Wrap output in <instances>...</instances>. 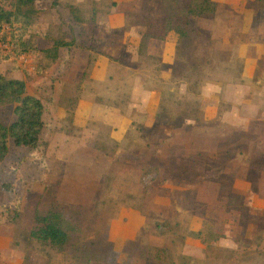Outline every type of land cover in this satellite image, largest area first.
<instances>
[{
    "label": "rangeland",
    "instance_id": "374dc122",
    "mask_svg": "<svg viewBox=\"0 0 264 264\" xmlns=\"http://www.w3.org/2000/svg\"><path fill=\"white\" fill-rule=\"evenodd\" d=\"M53 1L35 2V7L40 8L39 13L24 36L21 31L16 30L15 33L6 24L1 26L0 71L8 79L22 77L25 83L34 82L54 65L38 50L26 52L27 61L23 62L15 48L8 51L2 47L3 43L13 41L16 36L24 37L33 46L37 36L42 35V29L65 22L66 9L73 7L69 3L73 0H55L56 4L51 6ZM190 1L133 0L137 10L133 13L126 11L128 23L140 21L153 25L149 28L150 36L161 33L158 25L164 23L169 24L167 28L171 24V27L180 25L185 30V35L179 39L170 77L156 82L162 92L161 111L155 120L158 123L144 128L145 137L153 134L175 137L173 143L161 144L162 151L158 155L162 159L155 153L160 145L152 143H128L123 147L127 152L122 153L120 145L103 141L102 135L93 143L80 138L77 141L80 131L75 130L74 133L72 129L70 131L74 136L63 141L61 132L54 125L49 102L58 96L63 97L62 92L66 90L58 87L57 95L53 86L45 85L40 97L45 107L46 126L38 146L34 149L15 147L9 141V154L0 162V243L4 244L5 236H12V248L0 251L3 261L0 264H204L201 245L207 247L203 252L215 259L211 260L213 264H264V203L259 201L260 207L253 211L244 205L239 208L242 212L239 236L242 238L236 240L250 248L253 255L247 249L245 254L223 255V248L230 246L224 244L225 240H220L225 228L218 219L219 202L244 200L245 192L235 193L228 189L227 185L233 178L232 170L229 174L219 173L220 168L232 166L233 162L228 157L210 160V174L202 173L205 162L207 164L209 160L201 156L186 157V136L201 133L202 128L188 134L185 128L176 126L185 115L194 116L201 122L199 92L202 85L232 82L240 77L245 64L238 52L242 49V55H253L256 51V48L245 46L243 49L240 45L250 40L264 44V0H213L218 11L216 16L190 17L187 21L184 11ZM7 2L0 0V6L6 8ZM97 6L103 14L100 15L103 21L104 13L111 7V0H102ZM243 25H246V30H242ZM38 43L44 45L41 40ZM141 55L144 57L136 64L137 68L144 70L149 63L151 68L158 70L160 65L156 59L144 53ZM255 67L252 82L256 80L257 85L241 76V89L235 92V99L240 104L264 103V58ZM165 68L161 66V69ZM54 81L56 83L57 79H52ZM185 84L186 92L182 86ZM34 90L35 87L31 86L29 93H34ZM12 109L13 105L0 106V119L6 125L14 119ZM249 113L243 111L244 115ZM245 118L241 128L236 127V136L241 138L237 145L246 154L259 152L256 132L260 130L264 137V128ZM66 121L65 124H69ZM159 123L162 126H158ZM170 123L173 126H165ZM91 130L105 134L104 130L95 127ZM226 132L234 135L233 128L227 127ZM233 147V143L227 144V154L232 155ZM115 155L113 163L106 159ZM257 161L264 165V158ZM155 163L160 164L156 167ZM151 167H156L158 172L149 171L145 177L147 191L142 192L141 173ZM108 168L113 173L102 172ZM137 171L141 172L137 174ZM251 177L257 185L252 195L264 199V174ZM205 179L209 180V185H206L208 182ZM159 195L169 197L173 207L161 204ZM131 208L144 209L153 221L134 239L118 246L110 238L111 229L112 233L122 230L117 217ZM204 209L207 213L210 211L209 217L213 221L205 219L197 231L198 236L197 232L189 230L188 225L192 213L201 218ZM156 210L162 211V215L156 216ZM49 211L62 213L75 228L62 248L38 243L30 237V232L36 227L34 215ZM151 235L158 237L160 246L149 243ZM186 237L200 244H190L194 257L184 255ZM122 240L118 239L119 243Z\"/></svg>",
    "mask_w": 264,
    "mask_h": 264
},
{
    "label": "crops",
    "instance_id": "0c3cea01",
    "mask_svg": "<svg viewBox=\"0 0 264 264\" xmlns=\"http://www.w3.org/2000/svg\"><path fill=\"white\" fill-rule=\"evenodd\" d=\"M101 2L102 0H73L72 3H69L76 8L78 19L74 20L67 8L65 22L52 24L47 26V30H41L42 35L37 36L38 40L36 41L39 54L40 50L51 48L57 39L66 43H73V45L59 47L58 57L53 63L54 65L44 73L45 75L37 78L34 82L26 83L27 93L41 99L40 94L47 84L54 87L53 90L57 95L58 87L65 88L66 91L62 92L63 97L58 96L53 99V102H49L54 125H57L59 132H61L60 136H62L63 141L74 136L75 130H79L81 136L78 137L77 141L84 139L85 142L93 143L99 139V135H102L103 141L120 145L122 153L127 152L125 149L123 150V147H126L125 144L152 143L156 146L160 145L157 150L155 148V153H157L158 158L162 159L158 155L162 151L161 144L173 143L175 137L156 134L145 137L143 136L144 128L158 123L155 120L161 111L160 96L162 92L156 82L170 77L176 60L177 46L181 38L173 31L171 24L167 30L169 24L164 23L158 25L161 33L153 37L149 36L145 41L143 37L144 35L147 36L149 28L153 25L140 21L131 24L127 22L126 11L133 13L137 10L133 0H119L118 2L111 0V7L108 12L104 13L103 21L100 18L102 13L97 6ZM114 2L117 3L114 4ZM217 13L218 11H216ZM243 27L242 30H246V25ZM40 40L44 42V45L38 43ZM143 41L146 44L143 53L159 62L160 67L157 71L156 68H151L149 63H146L147 68L144 70L136 67V64L141 62V57H144L141 52L139 53V46ZM245 46L256 48V51L253 55H246V53L242 55L240 53L242 49L238 52L245 64L244 71L241 72L238 79L232 82H214L202 85L203 87L199 92L201 122L197 121L194 116L185 115L176 125L185 128L188 134L202 128L201 133L197 132L196 135L192 133L193 135L186 136L185 147L186 157L201 156L203 159L209 160L207 164L205 162L202 173H211L210 160L228 157L233 162L232 166L220 168L219 173L229 174V171L232 170L233 178L231 183L227 185L228 189L235 191V193L244 191V200H236L237 202L234 201V203L231 201L219 202L218 219L225 228L224 235L222 234L220 240H225L224 244L230 246L223 248L222 254L235 256L245 254V249H247L244 244L240 245L236 240L238 237L242 238L239 236L242 228L240 225L242 212L239 208L244 205L253 211L260 207L259 201L264 203V199L252 195L253 189L257 185L251 177L254 174H264L263 163L257 161L264 158V137L260 130H257L256 143L259 152L246 154L237 145L241 138L240 135L236 136L235 132L236 127H239L237 129L241 128L244 117H246L244 120L249 118L256 122V125L264 128V103L240 104L235 99V92L241 89V76L242 79L251 83L255 78L256 64L264 58L263 42L257 43V40H250L249 43L240 45V48L244 49ZM142 62L144 61L142 60ZM161 66L166 68L163 70ZM28 71L32 72L31 70ZM0 72L4 74L3 71ZM23 79L20 77L18 80ZM52 79H57V82H52ZM253 83L257 85L258 82L255 80ZM31 86L35 87L34 93H29ZM182 86L186 92L188 90L187 84ZM229 95L234 97L231 98ZM41 101L43 102L42 99ZM243 111L250 113L244 115ZM67 112L72 117L71 125L65 124ZM158 126H162V124ZM165 126L173 125L170 123L169 125L165 124ZM94 127L104 130L105 134L91 130ZM227 127L234 129L233 136L227 134ZM142 128L143 131H140ZM71 129L74 133H71ZM230 143L234 145L232 155L227 154V144ZM106 159L113 163L116 160V155L111 158L106 157ZM157 164L160 163H155V166ZM109 169L102 172H110ZM111 172L113 173V170ZM140 172L137 171V174ZM124 173L123 171L122 174ZM160 173L161 169H159ZM205 181L208 182L205 184L209 185V180L205 179ZM158 199L165 207H173L169 197L159 195ZM157 212L156 210L154 213L156 216L162 215V211ZM209 215L210 211L207 213L206 209L203 210L201 218L192 213L188 225L189 230L199 231L205 219L212 220ZM117 219L121 223L122 230L112 233L111 229L110 238L118 246H123L127 240L134 239L146 225L153 221V219L148 218L147 211L136 208L127 209V212L119 214ZM198 220L199 222H197ZM149 237L148 240H150L151 245L160 246L157 242L158 237L152 235ZM4 238L6 240L4 244L0 243V251H9L12 248V236H5ZM118 239H123V242L119 243ZM194 242L188 237L185 238L186 252L184 255L194 257L195 254L190 246L195 244L200 246ZM204 248L207 247L201 245V259L205 261L204 264H213L211 260L215 259L209 257V253L205 254ZM247 251L253 255L250 248ZM1 262L3 263L0 259Z\"/></svg>",
    "mask_w": 264,
    "mask_h": 264
},
{
    "label": "trees",
    "instance_id": "16d2710c",
    "mask_svg": "<svg viewBox=\"0 0 264 264\" xmlns=\"http://www.w3.org/2000/svg\"><path fill=\"white\" fill-rule=\"evenodd\" d=\"M35 2L36 0H8L6 8L0 6V28L3 24H6L14 32L16 30L21 31L22 36H24L23 34L26 33L32 20L39 13V9L35 7ZM55 4L54 0L51 6ZM216 7V3L213 0H191L184 11L186 20L188 21L190 17H212L216 12ZM68 9L72 18L74 20L78 19L76 8L69 6ZM187 21L186 24L188 23ZM166 29L168 30L169 28ZM172 29L179 36L185 35V30L180 25H176ZM148 36H150L149 32L147 36L144 35L143 39L146 41ZM11 42L20 55H26V52L38 50L36 43L32 46L24 37L16 36ZM71 45L73 43H66L57 39L51 48L40 50V53L50 64H53L58 57L59 47ZM145 46V42H141L139 53L144 52ZM5 105H13L12 114L14 119L7 125L0 119V162L9 154V141L15 147L34 149L38 146L45 128L43 119L45 107L41 99L27 93L25 81L8 79L0 72V106ZM66 120L71 124V115H67ZM156 169V167H151L142 171L140 178V182L143 185L142 192L147 191L145 177L150 170L158 172V169ZM34 220L36 227L30 232V237L38 243H48L54 247L62 248L69 241L70 233L75 231L72 222L60 212L36 213ZM197 233L199 236V232Z\"/></svg>",
    "mask_w": 264,
    "mask_h": 264
},
{
    "label": "built area",
    "instance_id": "2783aa9c",
    "mask_svg": "<svg viewBox=\"0 0 264 264\" xmlns=\"http://www.w3.org/2000/svg\"><path fill=\"white\" fill-rule=\"evenodd\" d=\"M2 47L4 48V49H8V51H12L15 47H14V45L12 44V42L10 41V40H8L6 43H3V45H2ZM21 56V60L23 61V62H26L27 61V59H26V57H25V55H20ZM28 63V62H27ZM26 63V64H27ZM32 68V67H31ZM33 69V68H32Z\"/></svg>",
    "mask_w": 264,
    "mask_h": 264
}]
</instances>
